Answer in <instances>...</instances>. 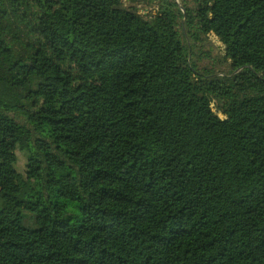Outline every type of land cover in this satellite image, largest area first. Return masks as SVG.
<instances>
[{
    "label": "trees",
    "instance_id": "16d2710c",
    "mask_svg": "<svg viewBox=\"0 0 264 264\" xmlns=\"http://www.w3.org/2000/svg\"><path fill=\"white\" fill-rule=\"evenodd\" d=\"M194 1L0 0V264H264V0Z\"/></svg>",
    "mask_w": 264,
    "mask_h": 264
},
{
    "label": "rangeland",
    "instance_id": "374dc122",
    "mask_svg": "<svg viewBox=\"0 0 264 264\" xmlns=\"http://www.w3.org/2000/svg\"><path fill=\"white\" fill-rule=\"evenodd\" d=\"M179 4L182 5L181 0H178ZM190 2V5H194L195 1L194 0H188ZM129 2H126V5H129ZM137 6L139 7V10L141 13L148 14L151 10L154 12L156 11V6L154 4H145L143 2L138 3ZM211 41L214 44V51H212V58L209 60H205L202 62L201 65H211L213 66L214 70L217 71V74H220V76H226L230 75L229 73V66L227 65L226 62L222 60V54L224 51V46L222 42L216 37L212 36ZM209 48V47H208ZM207 48V49H208ZM210 60H215V61H210ZM19 152V163H18V168L21 171H24L26 168V162H27V157L26 154L23 153L22 151ZM30 201L35 200V193H32L29 195Z\"/></svg>",
    "mask_w": 264,
    "mask_h": 264
}]
</instances>
